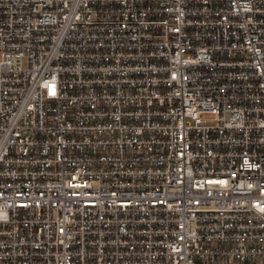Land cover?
<instances>
[{"label":"built area","instance_id":"2783aa9c","mask_svg":"<svg viewBox=\"0 0 264 264\" xmlns=\"http://www.w3.org/2000/svg\"><path fill=\"white\" fill-rule=\"evenodd\" d=\"M0 264H264V0H0Z\"/></svg>","mask_w":264,"mask_h":264}]
</instances>
